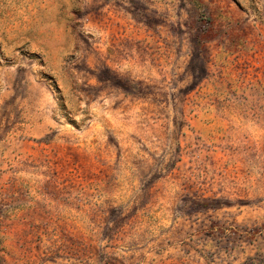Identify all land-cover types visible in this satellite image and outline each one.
<instances>
[{
  "label": "rangeland",
  "instance_id": "374dc122",
  "mask_svg": "<svg viewBox=\"0 0 264 264\" xmlns=\"http://www.w3.org/2000/svg\"><path fill=\"white\" fill-rule=\"evenodd\" d=\"M0 264H264V0H0Z\"/></svg>",
  "mask_w": 264,
  "mask_h": 264
}]
</instances>
